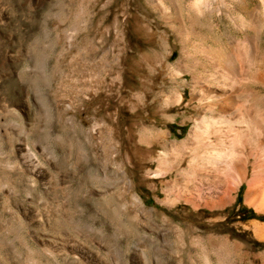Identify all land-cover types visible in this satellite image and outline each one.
<instances>
[{"label": "rangeland", "instance_id": "374dc122", "mask_svg": "<svg viewBox=\"0 0 264 264\" xmlns=\"http://www.w3.org/2000/svg\"><path fill=\"white\" fill-rule=\"evenodd\" d=\"M263 131L264 0H0V264H259Z\"/></svg>", "mask_w": 264, "mask_h": 264}, {"label": "bare ground", "instance_id": "6f19581e", "mask_svg": "<svg viewBox=\"0 0 264 264\" xmlns=\"http://www.w3.org/2000/svg\"><path fill=\"white\" fill-rule=\"evenodd\" d=\"M230 60V59H229ZM234 64V63H233ZM234 66V65H233ZM236 74V73H235ZM232 104V100L230 97H227L225 98L224 100L221 101V107L223 110H227L229 106H231ZM223 112V111H222ZM230 113V112H229ZM240 113V112H239ZM242 113V112H241ZM240 113V115H241ZM239 115V114H238ZM233 119V117H232ZM231 118H229L227 116L226 113L224 114H221L219 116H217V118H213V119H209V121L205 120L203 121V125L199 127V129L201 130L202 134L209 137V135H216L217 137H219V133L222 132V129L220 128L221 124L220 123H223V124H226V127L228 129H233L235 131V133H240L241 132V129L242 127L240 128H233V121H232ZM235 119V118H234ZM237 121V122H243V123H246V126L247 128H251L253 126V128H255L256 126V122L252 119V116L250 114H248V111L247 110H243V113H242V116L239 117V119H236L234 120V122ZM258 125V124H257ZM257 127V126H256ZM256 129V128H255ZM244 130V129H243ZM260 130V129H259ZM229 131V130H228ZM262 131V130H261ZM225 132V131H224ZM264 132V131H263ZM263 132H261L263 134ZM223 133V132H222ZM234 133V132H233ZM258 133V132H257ZM227 134V133H226ZM261 134V135H262ZM221 135V134H220ZM260 136V135H259ZM215 137V138H217ZM223 137H224V134H223ZM212 138V137H211ZM222 138V137H221ZM240 138V137H239ZM239 138H237V140H239ZM260 138V137H259ZM263 138V137H261ZM260 138V139H261ZM218 139V138H217ZM219 140V139H218ZM217 141V140H216ZM225 141V140H224ZM258 142V141H257ZM260 142V140H259ZM214 143H215V139H214ZM223 143V142H222ZM211 144V143H210ZM218 144V143H217ZM216 144V145H217ZM221 144V143H220ZM257 144V143H256ZM255 144V145H256ZM226 146V145H225ZM218 147V146H217ZM235 147V145H234ZM240 147V146H239ZM260 147V146H259ZM262 147V146H261ZM219 148V147H218ZM226 148V147H224ZM223 148V150H224ZM237 148V147H236ZM228 148H226L227 150ZM238 149V148H237ZM235 149H231L228 150V151H222V148H221V151L219 154L216 153V156H212V157H209V158H205L210 164L213 165V170L214 171H221V173L224 175V177H229L230 176V172L231 171H235L238 175V177L242 180L243 178H245V168H244V165L240 162V160L238 161L233 159V154L235 153L234 151ZM242 152V151H241ZM250 153V152H249ZM245 155V154H244ZM254 155V153H253ZM250 156V155H248ZM224 157L226 161L225 162V165H221L220 164V160L221 158ZM236 157V156H235ZM234 157V158H235ZM247 157V156H246ZM253 158V157H252ZM256 158V157H255ZM248 159V158H246ZM244 160V159H243ZM244 163V162H243ZM253 163V162H252ZM260 163V162H259ZM246 165V164H245ZM256 166V165H255ZM218 173V172H217ZM200 176H203V177H206L207 174H203V173H199ZM222 175V176H223ZM234 179V178H232ZM236 182V181H235ZM255 187V186H254ZM264 187V186H263ZM262 188V187H261ZM259 189V188H258ZM253 192V190H252ZM260 193V192H258ZM264 195V194H262ZM263 198V197H262ZM246 199H247V203H251L254 208L257 210V211H263L264 210V198L263 199H258V202H257V199H255L254 197H252V194L249 192H247V196H246ZM245 199V201H246ZM244 227H247V229L252 233V235H254L257 239H259V243L261 244H264V223L262 222H258V221H251L249 223H246L243 225ZM263 246V245H262ZM248 251V250H247ZM227 252V251H226ZM244 255V254H243ZM230 253L227 252V253H224V256H223V260H225L226 264L230 263ZM247 256L249 258L250 261H252V251L249 250V252H247ZM260 259V263L259 264H264V253L258 255ZM256 263V262H255Z\"/></svg>", "mask_w": 264, "mask_h": 264}]
</instances>
